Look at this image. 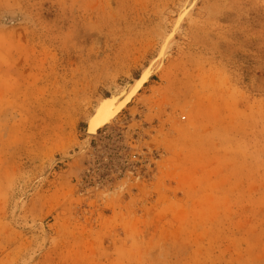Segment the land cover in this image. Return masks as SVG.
<instances>
[{"label":"rangeland","instance_id":"374dc122","mask_svg":"<svg viewBox=\"0 0 264 264\" xmlns=\"http://www.w3.org/2000/svg\"><path fill=\"white\" fill-rule=\"evenodd\" d=\"M0 264H264V0H0Z\"/></svg>","mask_w":264,"mask_h":264},{"label":"bare ground","instance_id":"6f19581e","mask_svg":"<svg viewBox=\"0 0 264 264\" xmlns=\"http://www.w3.org/2000/svg\"><path fill=\"white\" fill-rule=\"evenodd\" d=\"M185 12H186V10H185ZM182 18H183V15L181 16H179V19H178V21H177V24H176V26H175V28H177L178 27V25L180 24V22H181V20H182ZM170 38H171V36H168V38L166 39V42L164 43V45L162 46V49H160L161 50V55H163L164 53H165V50H166V46H167V43L169 42V40H170ZM148 71H147V73H146V76L144 77V80H146L147 79V77L149 76V69H147ZM151 71V70H150ZM145 73H143V75H144ZM143 77V76H142ZM143 79V78H142ZM143 80V81H144ZM139 81V80H138ZM139 83V82H138ZM137 83V84H138ZM136 84V83H135ZM134 84V85H135ZM141 84H142V82H141ZM140 85V84H139ZM132 89V88H131ZM135 90V89H134ZM137 90V89H136ZM135 90V91H136ZM139 90V89H138ZM137 90V91H138ZM133 91V90H132ZM135 91L129 96V98L131 97V96H133L134 95V93H135ZM113 98H115V97H113ZM111 99V98H110ZM121 101V100H120ZM122 101H124V100H122ZM127 101V100H126ZM125 101V102H126ZM125 102H123V103H120L118 106L117 105H115V106H117L116 108H115V106L113 105V100H111V101H106L105 102V104L104 103H99V104H103L102 105V107L99 109V108H97V112H95V114L93 115V117L91 118V120L89 121V127H88V129H89V134L90 135H95L96 133H97V131H98V129L100 128V127H102V126H104L105 124H108V123H110L112 120H113V118L115 117V115L123 108V106L125 105ZM99 107V106H98ZM99 109V110H98Z\"/></svg>","mask_w":264,"mask_h":264}]
</instances>
